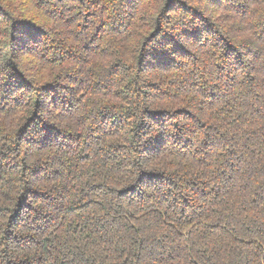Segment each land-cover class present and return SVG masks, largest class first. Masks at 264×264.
<instances>
[{"label": "trees", "instance_id": "trees-1", "mask_svg": "<svg viewBox=\"0 0 264 264\" xmlns=\"http://www.w3.org/2000/svg\"><path fill=\"white\" fill-rule=\"evenodd\" d=\"M0 264H264V0H0Z\"/></svg>", "mask_w": 264, "mask_h": 264}]
</instances>
